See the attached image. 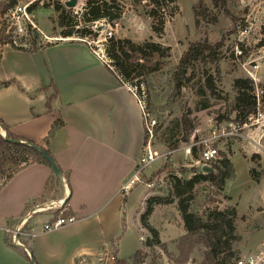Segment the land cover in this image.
<instances>
[{"label":"rangeland","instance_id":"rangeland-1","mask_svg":"<svg viewBox=\"0 0 264 264\" xmlns=\"http://www.w3.org/2000/svg\"><path fill=\"white\" fill-rule=\"evenodd\" d=\"M35 1L39 2L32 12L27 10L32 23L20 20L24 32L19 34L14 27L7 32L12 22L1 14L0 6V21L6 28L0 34V47L13 39L30 49L51 42L80 39L60 35L61 28L57 23L59 13L55 11L54 3H66L68 0H17L16 5L23 7ZM116 1L123 9L121 20L114 24L105 20L95 22L92 29L98 33L97 36L85 37L83 40L90 41L92 47L87 44L93 51L107 57V43L111 37L131 39L135 43L152 38L169 49L167 57L155 54L143 60L150 68H157V71L144 70L146 83L142 85L141 93L150 121L155 122L152 145L163 157L145 169L140 183L127 194L128 197L122 194L119 199L112 200L100 209L97 217H88L76 224L25 239L29 260L23 253L24 248H12L21 252L29 264H75L72 256L81 248L94 253L107 249L117 256V260H129L139 250L144 255L143 264H209L206 248L198 241L199 236L187 234L176 201L157 206L150 217V224L159 231L160 246H145L152 236L143 228L138 213L144 205L143 198L147 191L152 192L153 196H168L171 193L170 174L189 178L194 168L204 172L196 164L200 158L199 152L196 155L186 154V148L191 145L193 138L206 137L215 120H235L237 91L234 81L250 78L245 68L254 70V60L260 64L255 75V88L259 86L264 90V0H158L156 5L160 19L165 21L160 35L152 30L153 24L159 19L147 15V10L154 7L151 0ZM86 2L78 0L77 5L71 8L78 23L74 31L83 27ZM203 41L214 47L209 59L188 68L186 77L194 76L190 81L183 79L184 86L175 89L174 75L182 57L191 44ZM207 79L210 80L211 88L207 86ZM127 85L137 91L133 85ZM204 103H208V108H202ZM184 118L194 127L188 140L184 139L187 132L183 131L181 123ZM240 133L217 144L219 158L224 152L231 159L235 177L227 181L222 190L209 182L198 185L191 202V209L200 215L216 208L237 209L236 233L241 241L235 243L236 255L232 259L256 249L264 240V127L247 128ZM166 141H179V145L170 149ZM7 153V157L12 158L21 155L15 149H9ZM5 168L4 174L7 175L18 167L8 162ZM3 178L0 174V189L1 183L5 182ZM15 179L16 176L12 181ZM149 182L153 183L151 188L147 185ZM120 205L123 211L119 217ZM33 207L31 203L27 209ZM57 214L58 211H51L34 215L30 228L40 229ZM95 258L85 256L83 262L96 264Z\"/></svg>","mask_w":264,"mask_h":264},{"label":"crops","instance_id":"crops-1","mask_svg":"<svg viewBox=\"0 0 264 264\" xmlns=\"http://www.w3.org/2000/svg\"><path fill=\"white\" fill-rule=\"evenodd\" d=\"M0 120L13 134L48 148L60 170L69 174V183L64 175L60 181L50 167L31 163L1 183L0 264H29L6 243L5 229L29 204L42 200L63 201V210L78 221L100 215L102 207L119 199L121 187L135 173L145 141L143 116L130 86L86 42L69 39L37 49L0 47ZM56 122L61 124L46 144ZM6 129L0 124L3 137ZM49 181L52 192H47ZM151 196L147 191L138 217ZM102 251L81 248L72 260L83 264L85 256Z\"/></svg>","mask_w":264,"mask_h":264},{"label":"trees","instance_id":"trees-1","mask_svg":"<svg viewBox=\"0 0 264 264\" xmlns=\"http://www.w3.org/2000/svg\"><path fill=\"white\" fill-rule=\"evenodd\" d=\"M136 1L137 0H135V2ZM169 1L175 2L176 0ZM38 2L39 1H35L30 4L28 11L32 12ZM16 3L17 0L0 2V6L2 7L1 14H5L6 11L15 6ZM152 4L154 7L147 10V15L155 20L159 19L158 22L153 24L152 30L160 35L163 32L165 21L164 19H160L161 17L157 7L158 0H151V5ZM54 8L55 11L59 13L57 23L59 28H61L60 35L63 37L74 36L80 39L97 36L98 33L95 29H92L95 22L105 20L110 24H114L121 20L123 16V9L116 0H87L86 9L83 14V27H79L77 31H74L76 26H78V23L74 19L72 9L66 7L65 3L60 1L54 3ZM84 42L87 43L86 40ZM12 46L18 49L22 48L14 45ZM39 48H42V46ZM213 48L214 47L207 41L190 45V48L180 61L177 73L174 75L175 89H180L184 86V83H182L183 79H186L187 81L191 80L194 74L191 75V77H186L188 68H192L197 62H206L209 59ZM168 50V48H164L161 44L153 41L152 38L145 40L143 43H135L131 39H115L114 37H111L108 39L106 52L111 60V66L113 67V69H110L119 78L120 82L122 84L133 85V87L137 88L138 96H141L142 85L146 83V80L144 79V70L149 69L152 72L157 71V68H150L143 62V60L147 59V57H153L155 54L161 57H167ZM207 86L208 88H211L209 79H207ZM234 88L237 91L234 105V110L236 111L235 121L243 123L249 114L256 111L257 105L253 96L255 83L250 78H238L234 81ZM202 108H208V103H204ZM181 123L183 131L187 132L184 139L188 140V136L194 127L189 125V121L185 118L181 120ZM0 124L5 129L7 128L1 120ZM60 124L61 122H56L52 127V130L45 139L46 144H49V138L53 136ZM7 131V137L9 139L17 140L18 143H11L0 134V174L4 177L3 181L6 182L16 171L31 163H41L52 169L49 162L31 146L32 144H38L15 135L9 130ZM146 141L147 136L145 134L144 142ZM165 144L168 148L174 149L178 147L179 141L173 143L166 141ZM42 148L54 159L48 148ZM9 149H15L21 154L20 157H7ZM192 153L193 155L197 154L196 148L192 149ZM8 162L16 164L18 168L12 170L6 175L4 174L6 171V168L4 169V167ZM212 169L213 172H199L197 168H194L193 175L189 178L170 174L171 193H169L168 196L154 195L145 201V210L140 215V222L143 228L147 229L152 236L151 239H148L145 242V246H160L162 244L159 237V231L150 224V217L155 208L160 205H169L176 201L187 234L190 236H199L198 241L206 248L205 255L209 264H225L227 260L229 261V258L236 255L235 243L241 241L240 236L236 233V220L238 218L237 209L235 207H229L224 210L216 208L206 211L204 215H200L191 209V202L194 199L195 189L198 185L209 182L222 190L225 187L226 182L235 177L236 171L234 165L224 152H222V158L212 165ZM52 171L56 178L53 169ZM62 173L69 183V174L66 172ZM54 188V184L49 181V183H47V192L54 191ZM43 202H45V200H42L40 204H43ZM63 209L64 206L58 211L57 215H59L61 211L64 216L71 215V212H66ZM6 243L11 247L15 246L8 236L6 237ZM143 260L144 255L138 250L129 260L119 259L115 264H143Z\"/></svg>","mask_w":264,"mask_h":264},{"label":"built area","instance_id":"built-area-1","mask_svg":"<svg viewBox=\"0 0 264 264\" xmlns=\"http://www.w3.org/2000/svg\"><path fill=\"white\" fill-rule=\"evenodd\" d=\"M29 5L19 6L15 5L9 8L6 13L4 14L5 18L8 21L12 22V25L9 27L8 33L10 32L11 28H16L15 31L19 33L24 32L23 27L20 26L19 21H27L32 23L30 18L27 15ZM25 21V22H26ZM2 21H0V34L3 29ZM6 29V28H4ZM1 40V36H0ZM83 40V39H81ZM85 41V40H83ZM87 43L91 46L90 41ZM4 45H14L16 47H25V45H19L15 39L10 40L9 42L6 41ZM92 47V46H91ZM94 53L98 56V58L105 63L109 68L113 69L111 66V60L96 51ZM253 65V69L245 68L250 79H252L255 83L257 82L256 78V71L260 68V64L257 61ZM253 93V96L256 100V111L249 114L246 120L243 123H240L235 120H215L213 125L209 130V134L206 137L198 138L195 137L192 139L191 145L186 148V154H192V149L196 148V150L200 154V158L197 160L196 164L200 165L202 168L204 166H212L219 160V148L218 143L222 142L223 140L229 139L234 136H239L244 129H259V127H264V90L257 86ZM138 98V103L142 112L143 116V123H144V130L147 136V141L144 142L142 154L140 157V161L135 169L134 175L121 187L120 193L121 195H127L132 189L140 183L142 178V174H144L145 169L154 163L157 159L163 157V154H160L159 151L154 149L152 145V138H153V124L155 122L150 121V115L148 113L146 104L142 96H138V92L132 90ZM148 187L151 188L153 186L152 182L147 183ZM63 207V201H51L49 203L37 204L34 205L33 208L30 210L27 209L25 213L12 224L5 229L7 236L10 238L12 243L17 246L26 249L24 245V240L28 238H35L41 233H46L49 231H53L56 229H60L62 227L70 226L77 223L78 218L74 215H67L64 216L62 211L59 215H56L55 218L51 219L50 221L46 222L40 229H34L33 227L30 228L31 220L34 218V215L47 213L51 211H59ZM117 261V256L114 253H111L106 249V251L100 252L96 258V264H109L115 263ZM86 264V263H83ZM225 264H264V240L257 246L256 249L238 256Z\"/></svg>","mask_w":264,"mask_h":264},{"label":"water","instance_id":"water-1","mask_svg":"<svg viewBox=\"0 0 264 264\" xmlns=\"http://www.w3.org/2000/svg\"><path fill=\"white\" fill-rule=\"evenodd\" d=\"M77 3H78V0H68V1H66L65 6L68 7V8H73V7H75L77 5ZM5 138L11 143H18L17 140L9 139L7 136ZM31 146L33 147V149L35 151L40 153L49 162V164L51 165L52 169L54 170L57 178L60 181H64L63 173L60 170V168L57 166V164L54 161V159L52 157H50L49 154L41 146L34 145V144H32ZM203 171L204 172H213V169L210 166H204L203 167ZM65 202H67V199L64 201V204H65Z\"/></svg>","mask_w":264,"mask_h":264}]
</instances>
